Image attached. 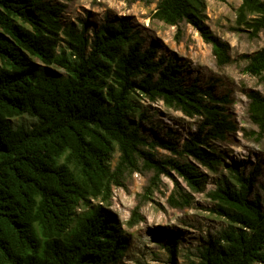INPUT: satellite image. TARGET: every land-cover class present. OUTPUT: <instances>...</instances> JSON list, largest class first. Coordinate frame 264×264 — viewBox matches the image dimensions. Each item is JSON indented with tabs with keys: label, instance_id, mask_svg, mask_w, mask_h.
Listing matches in <instances>:
<instances>
[{
	"label": "trees",
	"instance_id": "trees-1",
	"mask_svg": "<svg viewBox=\"0 0 264 264\" xmlns=\"http://www.w3.org/2000/svg\"><path fill=\"white\" fill-rule=\"evenodd\" d=\"M65 6L0 0V264H114L127 240L102 207L112 184L141 162L156 174L167 164L201 190L203 180L190 163L156 160L152 148H170L214 171L221 158L208 141L234 129L226 96H216L211 84L186 85L180 66L157 57L156 46H144L128 20L106 16L90 30L86 20L64 21ZM203 7L204 0H158L152 14L168 25H192L221 66L229 61L228 44L203 22ZM235 23L253 35L264 28V0H240ZM244 57L245 72L264 84V47ZM134 94L202 120L181 149L148 141L130 120ZM247 97L261 135L264 95L250 90ZM23 115L35 122L14 125ZM229 170L237 184L227 180L209 192L227 226L194 248L191 264H264V197H250L257 168ZM177 241L161 245L173 262Z\"/></svg>",
	"mask_w": 264,
	"mask_h": 264
},
{
	"label": "rangeland",
	"instance_id": "rangeland-1",
	"mask_svg": "<svg viewBox=\"0 0 264 264\" xmlns=\"http://www.w3.org/2000/svg\"><path fill=\"white\" fill-rule=\"evenodd\" d=\"M51 1L65 3L64 21L77 24L79 20H86L90 30L100 25L106 16L111 20H128L144 38V46H156L157 57L165 56L180 66V75L186 85L196 82L205 88L211 84L216 96H226L224 109L234 129L227 131L223 139L208 141L211 150L221 158L214 171L170 148L154 145L151 150L156 160L190 163L203 180L201 190L192 188L167 164V172L156 174L139 162L136 169L124 171L119 182L112 184L110 200L107 205L102 204L126 235L127 248L114 264H191L194 248L205 244L227 226L226 219L215 212V201L209 197V192L227 180L237 184L229 167L243 174L257 168L250 197H264V133L257 134L258 128L248 114L247 97L250 90L264 95V84L244 70L247 63L244 56L264 47V28L253 35L236 25L240 0H204L203 22L228 44L229 61L219 66L211 45L192 25L186 21L168 25L153 17L158 0ZM133 98L137 110L130 120L139 125L148 141L172 142L181 149L182 143L196 132L202 120L162 100H151L140 94H134ZM12 122L17 126H30L35 119L23 115L13 118ZM117 158L118 154L114 153L112 167ZM173 239L178 240L174 262L161 246Z\"/></svg>",
	"mask_w": 264,
	"mask_h": 264
}]
</instances>
